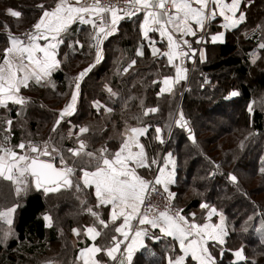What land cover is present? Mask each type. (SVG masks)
Instances as JSON below:
<instances>
[{
  "label": "snow or ice",
  "instance_id": "6c2138e0",
  "mask_svg": "<svg viewBox=\"0 0 264 264\" xmlns=\"http://www.w3.org/2000/svg\"><path fill=\"white\" fill-rule=\"evenodd\" d=\"M252 3L253 0H124L123 7H119L111 2L102 4L101 0H55L54 6L39 4V18L31 25L30 31L23 33L26 41L13 35L8 25H4L7 41L0 48V107L8 109L11 104L19 105L20 110L25 108L31 101L22 95V89L29 88L32 82L41 85L51 83L52 73L62 63L57 58L58 50L65 43L71 25H91L89 47L95 49V59L73 78L74 87L63 108L57 110L51 131L55 133L62 121L71 124L67 118L77 110L81 81L103 59L104 41L118 31L121 21L133 18L138 24L142 41L136 50V56H144L146 43L154 58H166L167 66L174 69V75H163L162 78L152 81L154 85H160L157 97L166 93L174 94L176 85L187 80L189 69L186 61L194 63V57L199 52L203 62L204 50L194 45L206 43L209 35L213 43L225 41V31L209 32L212 23L219 17L222 18L219 27L225 30L237 29L246 21V12ZM105 12L111 14L110 23L102 22L98 25L93 16ZM6 14L13 18L22 16L21 11L12 7L6 9ZM74 43L83 47L79 39ZM158 44L162 47L166 45V50L162 51L161 47H157ZM259 50H264V34L259 37L257 48L249 53L252 64L262 58ZM135 63V59L131 60L129 67ZM123 70L127 72L128 68ZM52 86L55 87L54 84ZM105 88L110 99L118 96L107 85ZM239 95L238 90H231L225 100ZM93 107L97 112H113L111 107L101 104L100 101H93ZM140 107L142 115L132 117L137 121V126H130L125 121L124 129L120 133L121 142L114 151L106 145L95 151L86 150L88 142L82 135L89 132V127L76 125L68 129L67 138L71 139L73 135L76 138L73 147L65 148L62 143L57 146L51 136L41 142L21 139L13 145V121L3 120V130L0 133V178L11 182L17 197L32 187L38 191L43 190L45 194L71 189L80 193L85 188L94 187L95 208L87 206L83 209L93 218L92 223L72 228L73 235L80 237L83 234L93 241L79 249L76 259L82 264H133L137 250L148 247L147 239L156 242L165 237L172 238L174 242L165 253L166 264H222L226 252L234 256L229 264H257L254 258L249 259L245 254L243 245L239 248L227 246L226 237L229 232L225 217L215 206L206 202L200 203V209L205 210L203 222H197L196 213L185 215L183 208L172 207L176 193L170 191L169 185L176 182L177 162L171 152L162 158L149 159L141 137H147L153 125L143 122L142 117L156 114L159 108L145 107L143 99L140 100ZM20 110L17 111L18 116ZM248 111L250 114L253 112L251 104ZM169 120L171 123L164 126L169 134L174 124L185 130L188 139L195 143V136L182 109L175 114L170 112ZM76 127L78 131L73 133V128ZM154 132L155 140L163 144L161 126L156 125ZM63 140L64 137L61 136V142ZM153 166L155 172L151 180L137 171L143 169L152 172ZM215 168L218 170L219 165H215ZM259 171L264 174V166ZM226 179L238 185L235 174L227 173ZM161 189L168 196L162 210L150 200L151 194ZM80 203L82 206L87 205L86 200H81ZM17 206L14 204L0 211V219L12 225V215ZM101 208L109 209L107 219L103 217ZM257 215L261 216V220L255 231L264 244V212ZM214 216L219 217L216 223L212 222ZM43 218L45 226L50 227L52 218L47 214ZM252 220L253 217H249L241 225V231L247 232L252 227ZM153 230H158L159 234ZM11 234V229L5 231L0 237V243H6ZM98 237L104 238L106 243H95ZM216 249L220 251L219 261L214 254ZM98 254L101 255L98 257ZM189 257L190 260L187 259Z\"/></svg>",
  "mask_w": 264,
  "mask_h": 264
},
{
  "label": "trees",
  "instance_id": "16d2710c",
  "mask_svg": "<svg viewBox=\"0 0 264 264\" xmlns=\"http://www.w3.org/2000/svg\"><path fill=\"white\" fill-rule=\"evenodd\" d=\"M54 3L55 0H0V48L4 47L7 41L5 24L8 25L13 35L19 36L25 30L30 31L31 25L39 18L41 13L37 5L44 4L49 7L54 6ZM8 7L21 11L22 16L13 18L7 15L6 9ZM263 15L264 0H253V3L248 6L246 21L236 31L228 34L227 42L218 47L219 55L215 59L204 63L201 72L195 71L193 73L194 78H192L191 86L194 88L195 82L200 81L199 87H196V90H194L195 88L192 89L191 92L185 95H182L180 91L178 92V88H176L177 95H174L175 99H178L179 102L182 100L181 106L184 115L188 119L196 121L195 114H198L196 110L200 109L201 112H204L212 102L214 103L213 108L224 109V114L230 108L232 116L227 122L229 123L227 125L229 128L221 129V126H225V124L222 121L217 122L214 124V129L210 130L211 132H209L208 136H201L202 132L200 131L198 138L193 143L188 141V133L185 130L173 124L174 141L175 137H177V140L172 143V146L174 143L176 144H174V147H172L173 151H171L172 153L174 152V156H172L177 157L176 164L178 166V201L175 203L179 208H183V214L187 215L194 211H200L199 205L201 202L215 206L223 214L227 223L229 232L227 246L229 248H239L243 245L245 254L249 259L254 258L257 264H264V244L261 243V238L255 231V228L259 227L261 220V216L257 215V213L264 212V174L259 171L264 166V160H262L264 158V50H259L262 58L258 59L255 64L250 62L249 53L257 48L259 37L264 34ZM134 20L135 18L121 22L124 24ZM126 24L116 34L114 33L104 41L103 45L107 54L103 58L102 63L98 65L100 70L95 65L91 72L82 80L80 87L82 89L81 102L84 104L85 100L88 99L87 108L90 109L91 101L98 97L102 99L106 96L102 87L86 88L84 86L82 88L85 81L90 76L92 77L96 70L93 76L99 84L107 78H112L111 88L122 89L124 94L119 103V108H124L128 113L126 119L130 126H137V121L132 119V117L142 115L141 99L144 100L145 107L158 106L159 111L156 114L142 117L143 122L153 125L149 129L147 137L144 138L145 146L150 155L158 156L159 153L162 154L164 151H162L161 143H158V146L155 143L154 127L171 123L169 113L175 114L178 105L177 102H172L170 107L167 106L165 108L163 106V102L170 99V97H157L156 93L159 91V84L155 86L149 85L152 80V74L148 72H152V68L148 65L153 63L158 66L160 78L163 75H168L170 68L167 64L164 65L163 62H160V58L151 57L147 48L144 50V56H136V49L140 45L141 40L139 28H133L132 25L127 26ZM76 25L80 28L79 23L74 26ZM257 26L261 27L258 28ZM80 29L81 33L78 36L65 37V40L69 39L72 46L69 47V44L64 43L58 51L60 54L59 59L62 63L52 77V82L56 84L57 88H71L72 85L69 86L67 81L68 74L71 71L77 74L89 64L86 62V60H89L87 56L93 51L88 48V43L84 39L87 35L92 34V29L88 25H82ZM245 33L248 35L245 36ZM72 34L73 32L69 36ZM76 39L80 40L83 47L80 46L78 48L75 43L71 42ZM125 47L131 53H135L136 57L134 59L137 64L135 66L132 65L133 67L129 71L132 72L128 77L125 76L120 79L115 75L113 60L115 62L117 49ZM107 49L112 52L107 51ZM219 72L225 73L221 77ZM141 73L148 74L143 76ZM217 73L220 77H218ZM133 76H137L138 80H134L135 77ZM206 76L211 80V84L215 85L213 89L208 90V87L203 86L205 85ZM179 88H182V86L180 85ZM231 90H238L240 95L225 100V96ZM63 91L66 93L67 89ZM194 93L198 95L195 101L200 108H197L194 101L191 100ZM61 95L54 94L51 96L52 102L56 101L57 103V100H59L60 103L57 105H50L43 99V96H39L37 99L33 98L34 101L42 102L44 109L37 112L31 109L27 112L29 125H33L36 129L38 126L45 128L47 124L50 127L52 125L50 117L55 116V113H57L55 111L56 107L64 102L65 98L63 100L59 99ZM30 101L27 106L36 104L32 100ZM249 104L253 108L251 114L248 111ZM53 106L55 107L52 108ZM21 116L19 115L16 118V123L18 124V121H20L26 126ZM121 117L112 116L110 125L113 126L115 124L118 127L117 122H119V125L122 126L123 118ZM225 118L223 117L219 120H224ZM62 123H66V121ZM221 123L223 124L220 125ZM23 125L20 127L12 126L14 130H18L16 132L18 134L16 135V140H11L14 145L24 139V135L27 134V126L23 128ZM107 134L105 136L97 134L95 140L101 136L98 139L99 143L104 144L108 141L106 143L107 147L115 150L118 146L111 148L116 143L111 142ZM19 137L22 138L20 139ZM52 139L57 144L58 139L54 137ZM65 139L60 142L65 148L74 146L73 141ZM31 140L41 142L34 140L32 137ZM44 140H48V138ZM171 140H173V137ZM102 144L100 145L102 146ZM184 148H187V150H184ZM215 165H219L218 170ZM229 172L237 176L238 185L227 181L226 175ZM212 173L215 174L212 175ZM77 196H79V199H77ZM80 200L87 201V205H84V207L92 206L90 195L83 191L80 194L73 193L72 189L61 190L56 195H46L43 191H37L32 187L26 193H22L17 197L11 182H4L0 178V211L12 207L14 204L18 205L12 225L5 224L0 219V237L9 229L12 232L6 243H0V264H41L43 261L51 259V254L60 257L64 264L73 260L76 256V251L72 246L69 228L66 225L68 223L71 225L75 224V219L72 218L73 212H75V207L80 206ZM64 203H68L72 209H61V207L66 206ZM45 214L53 219L50 227L45 226L43 218ZM249 217H253V220L250 221L252 227L247 232H243L241 231V225L248 221ZM233 228L235 231H233ZM144 257L147 256L142 254L134 264H166L165 255L163 254L143 262ZM232 260H234V256L226 252L222 258V264H229ZM192 264L194 263L192 262ZM240 264H243V262H240Z\"/></svg>",
  "mask_w": 264,
  "mask_h": 264
},
{
  "label": "rangeland",
  "instance_id": "374dc122",
  "mask_svg": "<svg viewBox=\"0 0 264 264\" xmlns=\"http://www.w3.org/2000/svg\"><path fill=\"white\" fill-rule=\"evenodd\" d=\"M262 14H263V12H262ZM262 18L264 19V15H263ZM27 31H29V30H25V31H23L20 34H23V33L27 32ZM90 36H91V34L90 35H87L85 37V39H84L88 43V48L89 49H90V47H89L90 41H88V40H90ZM87 38H88V40H87ZM102 48H103L102 56L104 58L106 56L107 52L104 49V45H102ZM91 49H92L93 52H90L89 55L87 56V57H89V60H86L87 63H92L93 60L95 59V49L94 48H91ZM107 51H109V49H107ZM110 55H112V54H110ZM128 56L129 57L132 56L133 59H134L135 58V53H133V52L131 53L130 50L127 49L126 47L125 48H122V49H119V48L117 49V55L115 56V62L113 60V64H115V70H114L115 75L118 78H120V79H123L125 76L128 77V75L131 74V72H132V71L129 72L132 69L131 67H133V66H135L137 64V61H136V63L133 66H131V67L128 66L129 69H128L127 72H125L123 70L124 68L122 66L125 65V64H128L129 65V63H130L131 60L130 59L127 60ZM152 59H154V58H152ZM102 60L98 64H96L98 70H100L99 67H98V65H100L102 63ZM160 62H163L164 65L167 64L166 58H163V57H162V59L160 58ZM111 66H113V65H111ZM148 66L150 68H152V72H148V73H151L152 74V80L149 82V85L150 86H155L158 83L154 85L152 83V81L153 80L160 79V74L158 73V66L156 64H153V63H150ZM203 66H204V63L201 64V62L199 60H197V62H194L193 63V67H192L193 68L192 69L193 70V73L195 71L201 72V68ZM128 67H126V68H128ZM168 67L170 68V72H169L168 75H172L173 69L170 66H168ZM76 71H77V69H76ZM95 72H96V70L94 71V73ZM148 73H141V75L144 76V75H146ZM219 73H221V77H222L223 76V73H225V72H219ZM93 74H92V77L90 76L85 81L84 85H82V88L84 86H86V88H98V87H102V90H103V92L106 93V96L103 97L102 99H100L98 97V98L94 99L93 101H100L101 104H104V105H107L108 107H111L113 109V112L111 114L105 113V112H103V110H101L100 112H97V110L93 107V101L90 102V105H89L90 106V109L87 108V105H88V101L89 100L88 99L85 100L84 104L81 102V90L82 89L80 88V95L78 97V101H77V105H76L77 110H76V112L71 117L67 118L68 120L71 121V124H69L67 122L66 123H62L63 122L62 121L61 122V126H59L57 128V131L55 133H53L51 131V126H53V123H54V121L56 119L57 113H55V116L54 117L53 116L50 117L51 118L50 121H51V124H52L50 127H49V124H47L45 126V128L38 126L37 129H36V128H34L33 125H32L33 126V128H32V126L29 125L30 123L28 121V116H27V114L25 115V110H23L21 117L23 118V122L27 126L26 127L25 125H23V128L26 127V131H27V134H25L23 138L24 139H31V137H32V138H34V140L44 141V139H47V138L49 139V137L51 136L52 138L54 137L55 139H58L57 146H59V144L61 142V136H63L64 139L66 138L65 140L73 141V144H74V141L76 139L75 138V135H73V137L71 139H68L67 137H68V129L70 127H72L73 125H76V126H88L89 127V132L82 135V138L85 139L88 142V147H87L86 150L95 151V150L100 149L102 146H105V145L108 146L106 144V143H108V141L105 142L104 144L99 143L98 139L101 138V136H99L97 138V140H95L97 134L105 136V134L108 133L107 135H109V137H112V139H110L111 142L117 144L119 142V140L121 139L120 138V133L124 129L125 121H127V123H128V120L126 119V117L128 116L127 115L128 113L126 112V110H124V108H122V107L119 108L120 107L119 103L121 102L122 95L124 93H123V91H122L121 88H111L110 85H111L112 78H107V79L101 81L100 84H99V82L96 81V78L93 76ZM68 75H69L68 76V79H67L68 85L69 86L72 85V87L71 88H62L63 90H66L67 89V92L66 93L61 88H54V87L52 88V87H50V88H47L48 92H46L44 94H40L38 92H32V93H30L28 95L30 97H32V98L39 97V96L42 97L43 96V99L47 103H49L50 105H57V104L60 103L59 100H57V103H56V101L55 102H52L53 99H51V96L54 95V94H62L61 97H59V99L60 100H63L64 98L65 99H64V102L60 106L56 107L55 111L57 112V110L63 108V106L65 105V103L69 99L71 89L74 87L73 78L77 74L74 71H71ZM217 75H218V77H220L218 73H217ZM133 77H135L134 80H138V77L137 76H133ZM190 77L191 78H187V80L182 81V83H181L182 88H179L180 86L176 85V87L174 88V94H167L166 93V94H163L162 96H160V98L161 97H170V99H168L165 102H163V106L165 108L167 106H169V107L172 106V102L173 103L174 102H177V105L178 106H177V109H176V112L175 113H177L181 109L183 110V108L181 106V101L182 100L179 102L178 99H175V96L177 95L176 94L177 93L176 92V88H178V92L180 91L182 93V95H185L186 93L191 92V90L194 89V88H195L194 90H196L197 89L196 87H199L200 81H196L195 84H194L195 86L193 88L191 86V83L193 81L192 78H194V75L192 74V76H190ZM82 82L83 81H81V83ZM122 82H124V81H122ZM105 85H107L108 87H110L113 91L117 92L118 93V96L112 97L110 99L109 98V93L106 91ZM133 85H134V82H133ZM203 86L208 87V90L209 89H213L215 87V85L211 84V80L208 78V76L205 77V85H203ZM131 90H133V88H131ZM209 96H210V94H209ZM197 97H198V95L196 93H194V95L191 98V100L194 101L195 106L197 108H200L199 107V104L195 101V100H197ZM85 99H86V97H85ZM32 101L35 102L36 104L35 105H32V106H28L29 109L28 110L26 109L27 112L29 110H31V109H32V111H36V112L44 109V105H43L42 102H37V101H34L33 99H32ZM213 101H215V100H213ZM178 102H179V104H178ZM82 104H83V106H82ZM213 104L214 103L211 102L209 104L208 109L206 111H204V112H201L200 109L196 110V111H198L197 112L198 114H195L196 116L194 115L195 118H196V121L194 119H188L185 116V118L188 119V121H190L189 122V127H191V129H192V132H193V134L195 136V141H196V138H198V135H199V132L200 131L202 132L201 136H205V137L208 136L209 135V132H211L210 130L214 129V124H216L217 122H221L222 121L225 124V126H221V129H223V128L224 129H228L229 128V126H227L229 123H227V122L231 119L230 116H232L230 114V113H232V112H230V108L227 110V113L224 114V109H220V110L217 109V108L215 109V108H213ZM46 105H48V104H46ZM54 107L55 106H53L52 108H54ZM1 108H3V107H1ZM115 115H116V118L123 116V117H121V118H123V121L121 123L122 126L119 125L120 124L119 122H117L118 123V127H116V126L114 127L115 124H113V126L110 125L111 117L112 116H115ZM151 115H154V114H151ZM48 116H50V115H48ZM223 117H226V118L228 117V118L227 119L225 118L224 120L223 119L222 120H219L220 118H223ZM223 123H221L220 125H222ZM22 124L23 123H21L20 121H18V124L15 127H20V126H22ZM243 125H245V124L243 123ZM159 126H161V128H162V136L164 138V143L162 144V151H164V152L162 154H164L165 152L168 153V152L173 151V148L172 147H174V144H176V143H174L173 146H172V143L173 142H176L177 137H175V141H174L173 132L171 131V134H169L167 128L164 127L165 125L164 126L163 125H159ZM205 128H206V130H205ZM77 131H78V127L73 128V133H75ZM88 136H90V137H88ZM154 137H155V133H154ZM172 137H173V140H171ZM154 140H155V138H154ZM188 141L189 142H192L190 139ZM155 143L158 146L159 141L155 140ZM100 144H102V146ZM184 150H187V148H184ZM173 153H172V155H173ZM173 158L176 160L177 157L176 158L173 157ZM64 204H66V203H64ZM67 208L72 209V208H70V205L68 203L66 204L65 207H61V209H63V210L64 209H67Z\"/></svg>",
  "mask_w": 264,
  "mask_h": 264
},
{
  "label": "crops",
  "instance_id": "0c3cea01",
  "mask_svg": "<svg viewBox=\"0 0 264 264\" xmlns=\"http://www.w3.org/2000/svg\"><path fill=\"white\" fill-rule=\"evenodd\" d=\"M230 2V0H229ZM126 23L130 24V25H127ZM124 24H126L127 26H131L133 28L137 27L138 28V24L134 21L132 22H126ZM222 23V18H217L216 21H214L209 29V32L210 33H216L218 31H225V41L224 42H211V38H210V35L206 37V40L207 42L206 43H202L200 45H194V47H197V48H202L204 50V59H203V62H201L200 60V54L199 52L196 53L195 57H194V61L197 62V60H199L201 62V64L203 63H206V62H209L210 60L212 59H215L218 55H219V51H218V47L224 45L227 40H228V34H230L231 32L233 31H236L240 26H238L237 29H232V30H225V29H222L221 27H219V24ZM78 24V23H76ZM124 24H122L121 22V25L119 26L118 25V31L122 29V27L124 26ZM75 24L71 25V28H70V32L67 34V37L68 38H72L74 36H78L80 33H81V24H80V28L78 25L74 26ZM86 26V25H84ZM88 26H91V25H88ZM74 29V30H73ZM77 29H79V31H77ZM117 31V32H118ZM72 35L69 36L70 33H72ZM116 32V33H117ZM115 33V34H116ZM67 38V40H65V44H70V41L69 39ZM141 38V37H140ZM158 39V37H157ZM187 39H190L192 40L193 38L192 37H187ZM74 43V41H71ZM41 43H43V41H41ZM142 43V41L140 40V44ZM64 45L61 44L60 47H62ZM75 46H77L78 48H80V45H77L75 44ZM140 45H138L139 47ZM137 47V48H138ZM157 47H161V50H166V45L164 47H162L161 45H157ZM145 48H147L146 46V43H145V47H144V50ZM60 49V48H59ZM137 50V49H136ZM147 50L150 52V49L147 48ZM59 51V50H58ZM150 55H151V52H150ZM59 56L60 54L58 53V59H59ZM136 57V56H135ZM139 57V56H138ZM151 57H153L151 55ZM133 60V57L132 56H128L127 60ZM60 60V59H59ZM129 65L128 64H125L123 65L122 67L123 68H126L128 67ZM186 67L189 69L188 71V74H187V78H191L190 76H192L193 74V62L192 61H186ZM129 69V67H128ZM58 70V69H57ZM55 70L53 73H52V76H51V83H48V84H36L34 82L30 83V87L27 88V89H22V95H24L25 97H28L30 98V100H32L33 98L30 97L28 94L32 93V92H38V93H46L48 92L47 88H50L52 87L53 88V84L55 85V88H57L56 84L54 82H52V77L54 75V73L57 71ZM174 69H173V72H172V75H174ZM182 83V81L178 84V86H180ZM28 95V96H27ZM38 97H35V99H37ZM34 100V99H33ZM29 109L28 106H26L25 108H23L22 110H25V115L27 114V110ZM20 110V106L19 105H11L9 104V108L8 109H5V108H1L0 107V133H2L1 131L3 130V123L2 121L5 120V119H11L13 121V124L12 126H16L17 123H16V118L19 117L17 115V111ZM20 110V112L22 111ZM20 115H22V112L20 113ZM23 125V124H22ZM16 132H18V130H14L12 128V136H11V140H16ZM20 139L22 137H19ZM145 137H141V142L145 145ZM19 139V140H20ZM121 142V139L119 140V142L116 144V145H113L111 146V148H114L115 146H119ZM12 143V141H11ZM14 145V143H12ZM118 148V147H117ZM111 151H114L112 149H110ZM145 150L147 152V155L149 157V159L153 158V157H158V158H162L165 154H161L159 153L158 156H152L149 154L148 150H147V147L145 146ZM90 151V150H89ZM161 154V155H160ZM66 157H67V153L65 154ZM86 159V158H85ZM161 162H162V159H161ZM58 163V162H57ZM137 171L141 174V175H144L146 179H149L151 180L153 178V175H154V172H155V166H153V171L152 172H146L145 170L143 169H137ZM79 174V173H78ZM3 180V179H2ZM175 184H172V185H169V189L171 192H174L176 193V197L174 199V203L176 201H178V166L176 164V175H175ZM4 182H9V181H4ZM159 187V186H158ZM162 190V189H161ZM73 193H76L75 192V189H72ZM163 191V190H162ZM82 192V191H81ZM80 192V193H81ZM83 192L84 193H87L88 195H90V201L92 203V207L95 208V204H96V198H95V195H94V187H90V188H85L83 189ZM79 193V194H80ZM57 193H50V194H46V195H56ZM167 194V193H166ZM50 197V196H49ZM48 197V198H49ZM81 201V200H80ZM176 204V203H175ZM177 205V204H176ZM178 206V205H177ZM84 205L82 206L81 203H80V206L79 207H75V212H73V217L75 219V224L71 225V224H67L66 227L69 228V237H70V240H71V243H72V246L75 248L74 250L76 251V256L73 260L69 261V262H66V264H82V262L80 261H77V255H78V252H79V249L84 247L86 244H92L93 241H91L90 239H88L86 236H84L83 234H81L80 237H77L75 235H73L72 233V228L74 227H82L84 225H88V224H91L92 221H93V218L87 213L85 212L84 210ZM5 210V209H4ZM3 210V211H4ZM84 211V212H83ZM100 211L102 212L103 214V217L105 219H107L108 217V214H109V209H106V208H101ZM191 213H196V216H195V219L197 220V222H203V218H204V215H205V210L203 211L202 209L200 211H194V212H191ZM76 216V217H74ZM51 217V216H50ZM52 218V217H51ZM14 219H15V212L13 213L12 215V220L14 222ZM3 220V219H2ZM69 220V219H68ZM4 221V220H3ZM219 221V217L218 216H214L212 218V222L213 223H216ZM5 224H7L5 221H4ZM53 223V219L51 220V225ZM225 223H226V220H225ZM227 225V223H226ZM97 227H100L97 225ZM228 228V227H227ZM109 230H111V225H110V228ZM154 232H156V234H159L158 230H153ZM64 232L67 233L66 230H64ZM226 242H227V237H226ZM95 243L97 244H105L106 241L104 238L102 237H98L97 240L95 241ZM146 243L148 245V247L146 249H139L137 250V252L134 254V257H133V264L135 263L136 260H138L140 258V256L143 254L147 257H144L143 258V262L144 261H148V260H151L157 256H160V255H165V253L168 251L170 245L172 243H174L172 241V238L170 237H165L159 241H156V242H153L151 239H147L146 240ZM177 248H178V245H177ZM216 256H217V259L219 260L220 258V251L219 249H216L215 250V253H214ZM101 254H98V257L100 256ZM51 259L49 260H46V261H43L41 264H64L63 263V260L60 258V257H57L55 254H51ZM104 259H107L106 257H104ZM188 260H190V257L187 258ZM195 264V262H193Z\"/></svg>",
  "mask_w": 264,
  "mask_h": 264
},
{
  "label": "built area",
  "instance_id": "2783aa9c",
  "mask_svg": "<svg viewBox=\"0 0 264 264\" xmlns=\"http://www.w3.org/2000/svg\"><path fill=\"white\" fill-rule=\"evenodd\" d=\"M89 2H92V0H89ZM114 3L117 4L119 7H123L124 0H101V3ZM93 19L96 21V23L99 25L100 23H105L108 24L111 21V14L108 12L105 13H99L95 16H93ZM22 40L26 41V37L23 34L19 35ZM168 196L166 193H164L162 190L159 192L152 193L150 196L151 202L155 203L156 205L159 206V208L162 210L164 208L165 203L167 202ZM172 207L173 208H179L174 201L172 202Z\"/></svg>",
  "mask_w": 264,
  "mask_h": 264
},
{
  "label": "water",
  "instance_id": "95a60500",
  "mask_svg": "<svg viewBox=\"0 0 264 264\" xmlns=\"http://www.w3.org/2000/svg\"><path fill=\"white\" fill-rule=\"evenodd\" d=\"M192 141V140H191ZM38 191V190H37ZM39 191H43V190H39ZM48 194H50V193H48Z\"/></svg>",
  "mask_w": 264,
  "mask_h": 264
}]
</instances>
